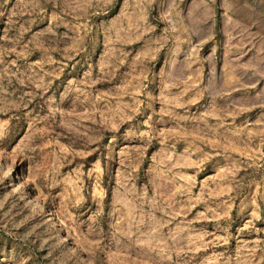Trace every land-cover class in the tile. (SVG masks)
Masks as SVG:
<instances>
[{
	"label": "rangeland",
	"instance_id": "rangeland-1",
	"mask_svg": "<svg viewBox=\"0 0 264 264\" xmlns=\"http://www.w3.org/2000/svg\"><path fill=\"white\" fill-rule=\"evenodd\" d=\"M121 1L0 0V264H264V0L230 88Z\"/></svg>",
	"mask_w": 264,
	"mask_h": 264
},
{
	"label": "crops",
	"instance_id": "crops-1",
	"mask_svg": "<svg viewBox=\"0 0 264 264\" xmlns=\"http://www.w3.org/2000/svg\"><path fill=\"white\" fill-rule=\"evenodd\" d=\"M126 1L128 0L121 1L118 13ZM252 2L249 4L248 0H163L161 13L171 21L184 22L183 30L189 28L194 42L208 38L209 50L214 56V69L222 72L230 88L241 84L242 80L245 82L249 53L262 52L257 49L258 15L261 14L258 7L261 3L257 0ZM133 13L142 15L137 10ZM249 14L254 15V18L249 20Z\"/></svg>",
	"mask_w": 264,
	"mask_h": 264
}]
</instances>
